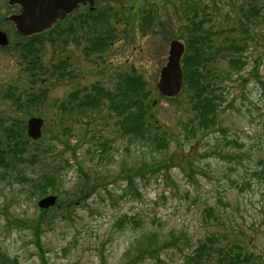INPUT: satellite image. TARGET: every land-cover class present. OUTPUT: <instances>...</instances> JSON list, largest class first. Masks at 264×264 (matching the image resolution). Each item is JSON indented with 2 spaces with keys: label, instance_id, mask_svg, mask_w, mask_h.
Masks as SVG:
<instances>
[{
  "label": "rangeland",
  "instance_id": "374dc122",
  "mask_svg": "<svg viewBox=\"0 0 264 264\" xmlns=\"http://www.w3.org/2000/svg\"><path fill=\"white\" fill-rule=\"evenodd\" d=\"M144 1L146 10L142 14L149 9L153 16L156 12L159 19V25L156 22L153 27L155 32L143 30L145 24L138 28L143 8L141 0H113L111 3H119L122 14L119 23L92 25L90 22V27L76 29L73 34L76 37L64 36V42L45 41L43 64L50 67L63 62L69 73L64 80L47 88V99L39 107L42 118L47 121L43 131H48L42 146L54 145L56 153L51 157L52 164L63 180L58 192L49 194L59 197L61 205L45 211L38 208L41 197L31 196L28 185L17 178L15 172L0 170V252L8 259L17 258V264H102L101 259L103 264H123L125 251L143 229L157 231L165 238L173 230L177 235H184L189 244L215 232L225 243L244 244L247 251L259 256L258 261L264 264V0H254L260 8V16L256 24L249 27L248 37L252 39L243 52V65H237L239 72L231 73L227 79L224 76L229 69L221 65L219 93L223 101L217 112L216 127L194 137L181 125L191 117L188 93L182 94L176 102L154 94L159 71L166 63L169 41L180 35L182 23L176 14L181 12L178 8L185 2L207 6V15L202 18L210 21L211 30L218 32L228 28L218 35L221 41L223 37H241L239 26L230 31L231 23L239 18L240 8H246L253 0ZM122 5L125 8H121ZM130 5L132 21L127 24ZM172 18L175 19L173 31L169 21L164 24ZM109 29H114L116 34L112 45L105 51L95 50L91 46L95 44L94 37L104 36ZM9 49L0 51V120L3 124L12 117L21 118L2 100L5 88L17 86L22 97L35 89L28 86L18 53ZM131 70L142 74L153 91L152 113L170 140L165 151L155 146L153 151L142 146L137 150V145L128 144L126 138L115 131V120H102L101 113L76 117L63 115L56 108L70 92L88 89L95 82L113 88L116 78ZM53 135L67 143L68 148L51 138ZM101 140L111 141L110 152L102 157L96 144ZM230 141L236 144L228 145ZM73 148L78 163L74 161ZM144 162L148 165L156 162V171L144 172V176L136 177L130 186L122 177L115 179L119 174H128L129 169L136 171ZM32 169L27 171L28 175L44 171L38 165ZM85 172L91 182L98 183L104 178L109 190L97 185L90 197L75 201L69 195L80 196L74 190L80 173ZM207 206L213 207L216 219H203ZM42 212L44 219L51 221L41 225V236L35 238L31 226ZM122 216L128 219L124 229L116 226ZM133 220H138L141 226L137 227ZM182 249L184 254L190 251L185 243ZM171 254L172 249L162 253L160 258L166 262L169 257L178 263L182 261L183 255ZM134 256L135 251L129 259L134 260ZM131 264L156 263L145 259Z\"/></svg>",
  "mask_w": 264,
  "mask_h": 264
},
{
  "label": "trees",
  "instance_id": "16d2710c",
  "mask_svg": "<svg viewBox=\"0 0 264 264\" xmlns=\"http://www.w3.org/2000/svg\"><path fill=\"white\" fill-rule=\"evenodd\" d=\"M240 8L239 18L234 24L231 23L234 31L240 28L241 37L235 36L232 38L223 37L220 41L218 35L225 32L227 29L213 32L208 26L209 20L203 16L207 15V6H202L198 3L191 4L185 2L183 6H179V13L181 20L180 35L175 38L181 41L185 46L184 54L180 61V67L183 74V88L178 97L163 98L156 90L154 94L166 101L176 102L179 97L188 93V104L191 117L186 122H182V127L190 133L193 137L199 132H207V130L215 128L217 125V112L223 101L222 93L220 91L219 80L222 75L221 65L225 64L229 73H225V78L230 79L231 73H238L237 65H243L242 56L246 51L251 41L249 36L250 25L256 24L260 16V8L254 2ZM264 10V6H263ZM90 15H95L92 12ZM151 13H146L142 16L141 24L149 29L150 32H155L154 24L159 19ZM108 15H106V18ZM95 18L89 20L88 23H73V24H57L53 30L32 36L28 39H20V45L15 51L18 53V62L24 66V74L27 75L28 86L32 89L26 92L22 97V92L18 90L17 86L9 85L2 92L1 97L4 102H8L21 118L12 117L10 121L3 124L0 120V129L3 138L0 139V170L8 172H15L18 177L22 178V182L28 185V192L31 196L37 195L39 198L48 195L49 193L58 192V189L63 186L61 173L57 171L55 165L52 164L51 157L54 156V145L42 146L44 140L47 139V132L44 130L45 136H42L37 141L31 140L26 135V120L28 117L37 115L41 116L39 107L47 99V88L55 86L57 83L68 77L69 73L66 70L65 63L59 62L46 67L42 62V52L46 42L54 43L56 40L62 42V37L68 36L76 37L73 34L76 29L84 30L88 25H94ZM172 24L175 19L165 20ZM91 22V23H90ZM264 23V17H263ZM163 24V31L164 26ZM237 26V27H236ZM174 29H172L173 31ZM148 32V31H146ZM116 37L114 29L108 30L104 36L94 37L95 50L105 51L113 43ZM93 49H90V51ZM100 53V52H99ZM116 85L113 88H108L100 82H95L90 88L83 90H74L69 93L68 97L58 103L56 108L58 112L63 115L84 116L90 112L101 113V119H114L115 131L119 133L122 138H126L128 144L137 145V150L142 147H148L153 151L154 146L160 151H165L169 147L170 140L168 133L163 130V126L159 123L157 117L152 113L155 107V100L152 96L153 91L148 88V82L142 74L131 70L127 73H122L116 78ZM105 112L104 114L102 112ZM45 123L47 121L45 120ZM94 135V134H93ZM93 135L91 138H93ZM51 138L56 139L57 142L62 143L64 148H68V144L53 135ZM111 141H98L97 147L100 149L99 156L102 157L110 152ZM228 145H235V141H230ZM128 151L127 148H125ZM73 155L76 149L72 150ZM89 152V151H88ZM153 153V152H151ZM74 161L78 163L76 155ZM38 165L44 169L38 175H28L27 171H33L32 166ZM70 167L71 165H68ZM157 164L148 165L142 163V166L126 175H118L115 179L123 178L127 185L130 186L136 177H143L144 172L149 171L154 173ZM264 171V163H263ZM262 172V171H261ZM88 173H80L79 184L76 185L74 192L78 191L80 196L75 197L74 194L69 196L74 197L75 201L82 200L87 196L95 193V187H105L108 184L104 183V178H100L98 183L91 182ZM99 188V187H98ZM70 192V191H69ZM68 196V191H66ZM96 194H98L96 192ZM61 205V200L57 197V205ZM75 204V203H73ZM213 207L207 206L203 210V219L212 217L216 219ZM42 212L32 223L31 230L35 238L41 236V225L49 223L51 220L46 218ZM128 222L126 216L118 218L116 223L117 228H125ZM133 223L140 227L138 220H133ZM119 229V230H120ZM183 243L190 251L187 254L183 253ZM173 250L172 256L178 254L183 255L180 263L175 262L169 257V262L160 258L162 253ZM135 251L136 256L134 260H130L132 252ZM10 258V257H9ZM123 264H131L140 262L145 259H151L156 264H261L255 256L247 251L244 244L237 242L225 243L220 239L218 233L212 232L204 237L196 240L195 243L189 244V241L184 235H177L171 230L168 235L161 237L157 231L142 230L133 239L127 251H125ZM103 264V259H101ZM0 264H17V258L8 259L2 252H0Z\"/></svg>",
  "mask_w": 264,
  "mask_h": 264
},
{
  "label": "water",
  "instance_id": "95a60500",
  "mask_svg": "<svg viewBox=\"0 0 264 264\" xmlns=\"http://www.w3.org/2000/svg\"><path fill=\"white\" fill-rule=\"evenodd\" d=\"M84 0H10L11 4H18L21 12L9 18L15 25L16 31L23 37L41 33L71 12L78 3ZM85 2V1H84ZM92 4L93 0H89ZM62 11L64 14H59ZM7 40L0 34V44L5 45ZM184 47L178 41H172L169 45L167 62L160 70L157 89L164 97H176L182 87V72L180 58ZM41 118H30L27 121V135L36 140L41 136ZM56 198L48 196L38 202V207L45 209L55 204Z\"/></svg>",
  "mask_w": 264,
  "mask_h": 264
},
{
  "label": "flooded vegetation",
  "instance_id": "af4514ba",
  "mask_svg": "<svg viewBox=\"0 0 264 264\" xmlns=\"http://www.w3.org/2000/svg\"><path fill=\"white\" fill-rule=\"evenodd\" d=\"M84 1L78 3L73 11L60 18L57 24L88 23L92 18L102 21V18L106 15L104 10L105 3L112 2L113 0H93L94 4L92 7L89 0ZM20 12V5L11 4L10 0H0V34H2L3 38L8 42L4 47L0 44V51L2 52L10 48L11 40L19 38L9 18L13 15H18ZM92 12H94L95 15H90ZM59 14H64V12L60 11Z\"/></svg>",
  "mask_w": 264,
  "mask_h": 264
}]
</instances>
